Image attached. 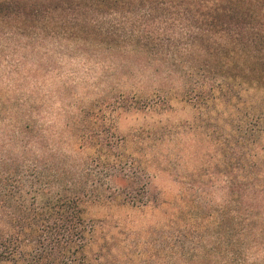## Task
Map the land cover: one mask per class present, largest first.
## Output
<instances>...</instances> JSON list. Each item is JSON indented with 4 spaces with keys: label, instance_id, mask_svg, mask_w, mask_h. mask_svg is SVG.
<instances>
[{
    "label": "rangeland",
    "instance_id": "obj_1",
    "mask_svg": "<svg viewBox=\"0 0 264 264\" xmlns=\"http://www.w3.org/2000/svg\"><path fill=\"white\" fill-rule=\"evenodd\" d=\"M84 38L1 41L0 120L42 136L56 158L96 150L97 140L75 139L99 136L127 161L120 169L141 171L146 197L116 184L87 207L93 263L203 264L206 255L213 264L211 221L224 210L227 175L248 162L238 124L262 97L237 87L234 70L210 68L207 101H195L204 76L193 37Z\"/></svg>",
    "mask_w": 264,
    "mask_h": 264
},
{
    "label": "trees",
    "instance_id": "obj_2",
    "mask_svg": "<svg viewBox=\"0 0 264 264\" xmlns=\"http://www.w3.org/2000/svg\"><path fill=\"white\" fill-rule=\"evenodd\" d=\"M0 26V42L9 44L49 33L77 41L193 37V68L204 76L192 88L202 89L195 101H207L210 68L234 70L241 77L236 86L264 101V0H0ZM252 107L238 124L247 166L227 175L224 210L211 221L213 264H264V103ZM3 122L0 264H95L86 250L92 234L87 207L116 195V184L140 198L146 189L141 171L135 164L120 169L127 161L103 149L99 136L75 139L80 147L97 140L96 150L56 158L42 148V136L25 132L18 121ZM95 160L109 171L92 165ZM202 261L208 264L206 255Z\"/></svg>",
    "mask_w": 264,
    "mask_h": 264
}]
</instances>
